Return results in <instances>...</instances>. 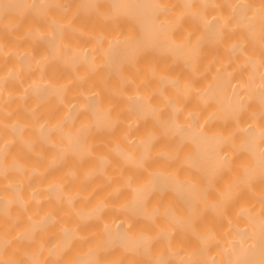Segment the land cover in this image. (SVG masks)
<instances>
[{"label":"bare ground","instance_id":"obj_1","mask_svg":"<svg viewBox=\"0 0 264 264\" xmlns=\"http://www.w3.org/2000/svg\"><path fill=\"white\" fill-rule=\"evenodd\" d=\"M0 264H264V0H0Z\"/></svg>","mask_w":264,"mask_h":264}]
</instances>
